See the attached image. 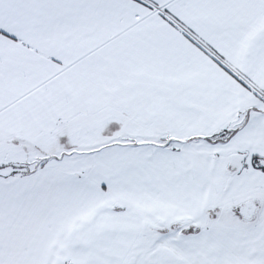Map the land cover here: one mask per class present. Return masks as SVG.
Listing matches in <instances>:
<instances>
[{"label": "snow or ice", "instance_id": "6c2138e0", "mask_svg": "<svg viewBox=\"0 0 264 264\" xmlns=\"http://www.w3.org/2000/svg\"><path fill=\"white\" fill-rule=\"evenodd\" d=\"M0 264H264V0H0Z\"/></svg>", "mask_w": 264, "mask_h": 264}]
</instances>
